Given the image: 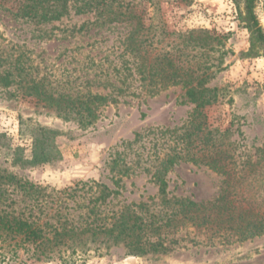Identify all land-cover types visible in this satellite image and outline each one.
Listing matches in <instances>:
<instances>
[{
  "label": "rangeland",
  "instance_id": "1",
  "mask_svg": "<svg viewBox=\"0 0 264 264\" xmlns=\"http://www.w3.org/2000/svg\"><path fill=\"white\" fill-rule=\"evenodd\" d=\"M189 4L176 5L173 0H160L153 18L175 35L164 37L166 50H171L178 60L218 64L211 69L214 78L208 87L216 88L222 98L208 109L207 116L213 127L222 131L230 129L229 140L237 141L252 160H260L264 166V58L260 51L250 50V34L240 20L242 0H190ZM149 14L151 17V8ZM254 13L264 32V0H254ZM86 21L84 29H77ZM92 15H74L47 25L51 35L37 38L39 27L21 19H14L0 6V33L2 45L8 53L23 52L26 66H32L33 75L43 77L54 92L87 93L107 95L109 86L124 77L120 41L130 30L125 24L93 25ZM72 28L76 30L70 33ZM207 30L220 38L213 42L216 50L209 53L191 52L186 59L177 52L178 32ZM160 31V30H159ZM158 31V33H159ZM161 45L158 47V49ZM188 52V50H186ZM191 56L196 57L193 59ZM117 68L120 73L113 71ZM134 75L133 79H137ZM131 78L128 79V81ZM128 90L141 91L139 82L133 81ZM118 96L116 103L100 105L94 123L86 128L77 120H62L53 110L32 98L21 97L16 86L0 85V167L6 168L23 182H29L42 190L34 207V215L45 221L56 206L75 208L64 203L66 189L77 182H97L115 189L111 161L118 160L120 168L130 167L129 176L121 179L120 195L106 207L102 215L123 206L146 203L150 211H158V187L149 181V169L154 165V152L163 145L158 141V131L181 127L187 122L193 105L184 97L181 86L169 87L154 97L145 95ZM115 94V93H114ZM128 94V95H127ZM28 119L60 131L54 141L56 157L48 163L36 166L10 167L4 149L21 148L25 159L31 158V139L20 134V119ZM137 135H139L138 141ZM165 139H168L166 135ZM133 142V143H132ZM128 143H132L128 146ZM3 145L5 147H3ZM166 148V144L162 146ZM262 150V151H258ZM168 198H187L194 202H208L222 194L223 176L201 165L180 163L165 177ZM16 197L15 207L24 208L28 198ZM32 205V204H31ZM81 210L75 212V215ZM48 216V217H47ZM164 244L169 251L164 255L134 256L122 245L97 247L87 244L86 252L71 255L62 249L51 260L29 259V253L10 247H0V264H264V235L238 241L225 240L222 236L193 228L167 229Z\"/></svg>",
  "mask_w": 264,
  "mask_h": 264
},
{
  "label": "trees",
  "instance_id": "2",
  "mask_svg": "<svg viewBox=\"0 0 264 264\" xmlns=\"http://www.w3.org/2000/svg\"><path fill=\"white\" fill-rule=\"evenodd\" d=\"M190 2L173 0L176 5ZM242 2L240 20L250 34V50L260 51L264 58V32L254 13V0ZM0 6L12 18L39 27L37 38L40 39L51 36L43 30L47 25L59 22L71 12L92 15L94 22L91 24L95 26L107 23V26L125 24L130 27L120 41L118 55L123 60L125 75L117 80L119 85L110 83L112 90L104 96L90 92H54L45 78L33 75L32 66L25 65L23 52L8 53L0 33V85L16 86L21 90V97L34 99L62 120H77L83 128L92 125L99 106L106 101L116 103L118 96L126 95L133 81L139 82L141 91H129V95L138 97L143 91L154 97L169 87L181 86L187 102L194 106L181 127L158 131V141L163 142L162 146L166 144V148H156L154 165L145 169L149 172V181L158 187V211H150L148 204L139 203L102 215L101 207H106L120 195L121 179L128 177L131 169L120 168L118 160L113 159L111 172L117 176L113 178L115 189L95 181L77 182L62 192L65 194L63 204L70 202L75 208L68 210V205L62 208L61 203L45 221H41L35 217L34 207L41 203L38 200L42 190L0 167V247H10L9 252L13 254L22 250L30 254L29 259L36 261L51 260L55 254L60 255L62 249L71 250V255L86 252L88 243L106 248L122 245L128 253L140 257L164 255L169 251L164 244L167 229L189 227L238 241L264 235V166L260 167L258 158L253 161L239 142L229 140L230 129L222 131L213 127L207 116L206 111L222 98L216 88L207 86L215 74L211 69L219 63L187 61L183 64L185 60H178L171 50L165 49L168 45L162 46L164 37L175 33L154 21L160 0H0ZM149 8L151 17L147 23L145 16L149 14ZM85 24L90 22L86 21L77 32L83 30ZM75 30L66 31L72 33ZM176 35L180 41L173 48L186 59L191 52L198 51L210 57L209 53L216 50L213 42L220 43V38L207 30L178 32ZM116 69L113 71L119 74ZM134 75L138 77L136 80ZM19 123L20 134L31 139V158L25 159L21 148L6 147L4 152L10 167L42 165L56 157L54 141L60 133L58 129L23 118ZM166 135L168 139H165ZM138 138L139 135L135 142ZM182 162L207 167L223 176L222 194L212 201L199 203L187 198H168L165 177ZM18 195L23 202L28 198L32 205L15 207ZM78 210L81 213L75 215ZM60 260L69 264L65 258L60 257Z\"/></svg>",
  "mask_w": 264,
  "mask_h": 264
}]
</instances>
